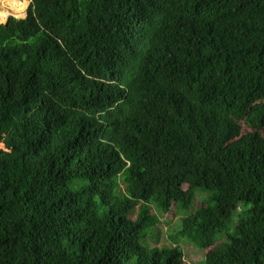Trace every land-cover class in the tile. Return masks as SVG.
Wrapping results in <instances>:
<instances>
[{
    "label": "trees",
    "instance_id": "1",
    "mask_svg": "<svg viewBox=\"0 0 264 264\" xmlns=\"http://www.w3.org/2000/svg\"><path fill=\"white\" fill-rule=\"evenodd\" d=\"M172 213L203 264H264V0L0 22V264H184Z\"/></svg>",
    "mask_w": 264,
    "mask_h": 264
},
{
    "label": "rangeland",
    "instance_id": "2",
    "mask_svg": "<svg viewBox=\"0 0 264 264\" xmlns=\"http://www.w3.org/2000/svg\"><path fill=\"white\" fill-rule=\"evenodd\" d=\"M17 1H22L24 4H26V8L23 12L21 13H15L13 12L12 6L16 3V0H0V12L5 11L8 12L9 15L5 19H0L1 23H6L7 20L13 16L19 19L25 18L27 16V11L28 8L32 2V0H17ZM244 128L247 130H250L246 127L244 124ZM188 186H185V189H187ZM201 193L200 190H197V193ZM205 196L203 194L197 195L192 207L194 209L200 207V205L203 204L202 200ZM192 212V208L189 212L184 213V216ZM137 213V211H136ZM136 213L134 218H136ZM178 215H174L173 213L171 215H165V216H160L161 222L158 225V230L161 233V235L158 237V245L159 246H172L174 243L179 246L182 249V252L184 254V264H203V260L205 259L206 254L208 253L209 250H201L194 245H192L187 239L183 238H178L176 241L170 236L174 235L176 233V225L178 222ZM156 241V242H157ZM157 244V243H156ZM155 245V244H154Z\"/></svg>",
    "mask_w": 264,
    "mask_h": 264
},
{
    "label": "bare ground",
    "instance_id": "3",
    "mask_svg": "<svg viewBox=\"0 0 264 264\" xmlns=\"http://www.w3.org/2000/svg\"><path fill=\"white\" fill-rule=\"evenodd\" d=\"M26 4H24L22 1H17L16 3L12 6V11L15 13H21L25 10ZM9 15L8 12L2 11L0 12V19H5ZM14 16V15H13Z\"/></svg>",
    "mask_w": 264,
    "mask_h": 264
}]
</instances>
